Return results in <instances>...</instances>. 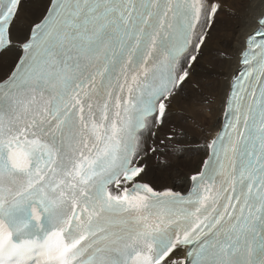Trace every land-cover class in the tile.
Wrapping results in <instances>:
<instances>
[{"label": "snow or ice", "instance_id": "6c2138e0", "mask_svg": "<svg viewBox=\"0 0 264 264\" xmlns=\"http://www.w3.org/2000/svg\"><path fill=\"white\" fill-rule=\"evenodd\" d=\"M253 7L0 0V264H264Z\"/></svg>", "mask_w": 264, "mask_h": 264}, {"label": "bare ground", "instance_id": "6f19581e", "mask_svg": "<svg viewBox=\"0 0 264 264\" xmlns=\"http://www.w3.org/2000/svg\"><path fill=\"white\" fill-rule=\"evenodd\" d=\"M251 3L253 4V11L254 12H258V11H261V10H264V0H251ZM224 34V33H223ZM219 40H214L212 45H211V48L213 50H215L216 48L219 47V44H218ZM208 57L205 58V60L202 62L204 68L207 67L208 65ZM202 73H203V69L201 70ZM202 79L205 80V84H206V87L204 89L205 91V94H210V90L209 88L207 87V81H206V77H201ZM194 91V90H193ZM198 94V93H197ZM197 96V95H196ZM189 97V98H188ZM186 99H180L178 102H177V105H176V108H175V112L177 114V121L179 123H183L186 127H189V129L191 130V132L193 134H196L195 132V129H194V126H193V121L190 120V119H187L188 117H192L196 120H200L202 119L200 114L198 113V111L195 109V104H193V100L195 99L194 98V95L193 93L190 91L189 95ZM197 98V97H196ZM199 98V97H198ZM195 103V102H194ZM190 138H193V135H191ZM194 148V146H193ZM195 152V151H194ZM190 156L192 157L193 160L196 159V157L193 158V153L190 152Z\"/></svg>", "mask_w": 264, "mask_h": 264}, {"label": "rangeland", "instance_id": "374dc122", "mask_svg": "<svg viewBox=\"0 0 264 264\" xmlns=\"http://www.w3.org/2000/svg\"><path fill=\"white\" fill-rule=\"evenodd\" d=\"M221 35H224V34L221 33ZM217 40H219V39H217ZM218 44H219V47H220V46H221V44H220V40H219ZM205 87H206V84H205ZM205 87L203 88V92H204V93H205V91H204ZM190 91L193 93L194 98H195V99L193 100L195 103L193 102V104L196 105L197 102H198V99H199L198 97H199V96H198V94H197L195 91H193L191 88H189V90H188V92L185 94V96L181 97L180 99H181V100H182V99H183V100L186 99V98L188 97ZM196 95H197V96H196ZM196 97H197V98H196ZM188 98H189V97H188ZM180 99H179V100H180ZM191 133H192V132H191ZM192 135H193V138H194V136H195L196 134H193V133H192ZM192 153H193V155H194L193 158H194V157H197V153L194 152V150L192 151Z\"/></svg>", "mask_w": 264, "mask_h": 264}]
</instances>
